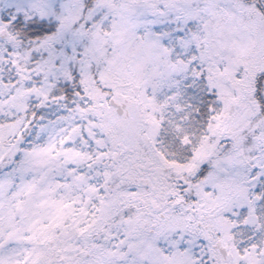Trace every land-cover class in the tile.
I'll return each mask as SVG.
<instances>
[{
	"label": "snow or ice",
	"instance_id": "6c2138e0",
	"mask_svg": "<svg viewBox=\"0 0 264 264\" xmlns=\"http://www.w3.org/2000/svg\"><path fill=\"white\" fill-rule=\"evenodd\" d=\"M0 264H264V0H0Z\"/></svg>",
	"mask_w": 264,
	"mask_h": 264
}]
</instances>
